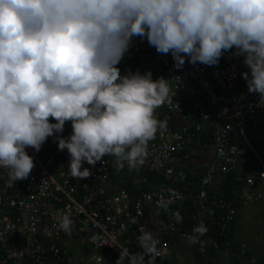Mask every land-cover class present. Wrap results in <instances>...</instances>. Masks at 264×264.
Listing matches in <instances>:
<instances>
[{"label":"clouds","instance_id":"1","mask_svg":"<svg viewBox=\"0 0 264 264\" xmlns=\"http://www.w3.org/2000/svg\"><path fill=\"white\" fill-rule=\"evenodd\" d=\"M134 38L146 39L160 54L170 53L177 69L186 60L217 65L234 49L250 70L242 73L248 91L259 94L264 106V0H0V167L7 170V186L29 178L35 163L26 149L39 152L49 137L58 141L59 151L66 149L75 179L92 176L84 165L94 167L106 156L115 158L118 171L145 164L150 142L168 130L167 118L160 119L164 108L175 103L170 81L177 84L178 78L154 80L151 71L139 70L122 75L117 65ZM200 93L188 89L183 94ZM187 118L191 125L194 115ZM69 121L70 136L58 135L69 130ZM204 128L181 152L191 169L205 170L212 160L213 130L210 123ZM245 147L246 140H239L242 153ZM241 154L231 179L230 174L222 179L225 197L235 175H256L262 168L242 173ZM161 181L150 185L142 176L136 182L153 190ZM249 191L255 195L256 186ZM256 202L262 201H238L237 212ZM56 219L58 228L71 235L70 213H57ZM174 219L180 223L183 218L176 212ZM207 230L201 222L187 239L197 243ZM139 232L142 251L119 248L116 264L126 259L128 264H155L164 255L155 233L143 227Z\"/></svg>","mask_w":264,"mask_h":264},{"label":"built area","instance_id":"2","mask_svg":"<svg viewBox=\"0 0 264 264\" xmlns=\"http://www.w3.org/2000/svg\"><path fill=\"white\" fill-rule=\"evenodd\" d=\"M233 53L234 49L225 52L214 66L199 62L193 65L186 60L177 69L170 53L160 54L146 39L134 38L122 64L138 63L141 69L152 72L154 80L178 78L177 84L170 81L177 92L175 103L164 108L160 119L167 118L168 130L163 135L158 133L150 142L149 155L142 166L162 174L163 180L153 190L134 195L125 189L112 190L111 197L100 199L106 192L105 186L119 188L101 174L123 172L114 167V157L106 156L107 160L104 157L94 167L85 163L84 167L93 174L79 180L71 177L70 157L66 149L58 150L55 137H49L39 152L28 147L26 150L35 163L28 179L9 187L7 170L0 167V264H116L119 248L126 247L131 253L142 251L137 240L141 227L155 233L164 245V255L155 264H170L173 247L180 240L189 241L187 236L201 222L208 230L194 243L195 247L201 246V251L222 249L218 236H224L228 248L226 232L230 231L238 201L247 203L254 198L264 202V163L256 175H235L227 189L229 196H224L226 191L222 188L223 177L238 166L242 153L239 140H246V129L264 125L259 94L248 91L242 76L250 70L244 57ZM188 89L201 93L184 95ZM189 114L195 118L191 125ZM50 121L56 122L53 118ZM209 123L213 130L212 160L199 178L192 201L196 212L190 224L177 227L171 214L175 205L185 199V181L191 170L188 155L181 152ZM66 125L69 130L58 135L70 136L71 122ZM134 174L123 176L125 184L140 178V172ZM253 186L255 195L249 191ZM57 213H70L74 221L71 235L58 228ZM163 217L168 219L167 223L161 222ZM70 247L77 249V256L71 254ZM248 258L250 264H264V253ZM126 262L127 259L123 264Z\"/></svg>","mask_w":264,"mask_h":264},{"label":"rangeland","instance_id":"3","mask_svg":"<svg viewBox=\"0 0 264 264\" xmlns=\"http://www.w3.org/2000/svg\"><path fill=\"white\" fill-rule=\"evenodd\" d=\"M240 166L248 172L258 171L264 162V125L257 124L246 129V147L240 156ZM264 217L260 206L256 204L243 205L237 214L234 240L241 244L243 250L252 249L251 253L264 250ZM261 246V247H260ZM194 243L180 240L172 249L170 264H250L249 258L239 253L227 252L217 256H208V251L196 250ZM196 252V256H194ZM77 255V249H72ZM186 257L182 260L181 256Z\"/></svg>","mask_w":264,"mask_h":264},{"label":"trees","instance_id":"4","mask_svg":"<svg viewBox=\"0 0 264 264\" xmlns=\"http://www.w3.org/2000/svg\"><path fill=\"white\" fill-rule=\"evenodd\" d=\"M117 67H119V69L121 70L122 75L127 74L129 70H131L132 72H135L137 70H139L141 73L147 72L146 70L141 69L138 63L126 65V64H122L120 62V64L117 65ZM107 157L109 159L112 158V156H107ZM105 159L107 160L106 157H105ZM141 169H142V167H140L139 170H129L126 166L123 169V172H119V173L118 172L116 173V171H101L102 175H106V179L112 180L115 184H118L117 186L119 188L116 189V188L112 187L111 189H108L105 186L106 192L104 194H101L99 196V198L103 199L106 197H111L113 195L112 190H116L118 192L121 189H125V190H127V192H129L130 195H134L135 193H140L144 189L150 188L148 186V183H144V182L138 183L136 181L130 180L127 184H125V182L123 181V178H124L123 176H130V175H132V173H135L134 175H136L139 171H140V176L141 177L145 176V178L147 179V181L149 182L150 185L154 184L157 181L163 180V177L160 176L159 173H153V172H147V171H143V173H142ZM202 170H204V167H202V168L200 167V168H198V170L191 169L189 171L188 178L185 181V184L188 185V189L185 191L186 194L188 195V197H186L182 203L176 204L174 207L175 210L171 214L173 221L175 223V226H177V227H183L186 224H190L191 219H192V215H194V213L196 212L194 205H192L191 198L196 193V191L198 189V180H199L198 178H199V175L203 172ZM247 172H248L247 170H242V173H247ZM255 172H257V171H255ZM141 177L138 180H140ZM227 177H228V180H230L232 177V174H230V176H227ZM132 200L133 199H131L130 201H132ZM256 205L260 206V212L262 213V216L264 217V202L263 201L262 202H256ZM176 212H179L180 216L183 218L182 222H180V223H177L176 220L174 219V213H176ZM237 214H238V212L236 213L233 222L229 226L230 231L226 232L228 234L227 239L229 240V245H228L229 247L225 248V247H227L226 244L224 243L225 242L224 240H226V238L224 236H218V239L221 241L223 248L222 249H207L208 256H211V257L216 256L221 251L222 252H225V251L226 252H234V253H239V255H246V256L254 254V253H251L252 249L243 250L241 248V244H239V242L234 240V230L236 229ZM160 220L162 223H165V222L167 223L168 219L166 217H163ZM125 264H127V262Z\"/></svg>","mask_w":264,"mask_h":264}]
</instances>
